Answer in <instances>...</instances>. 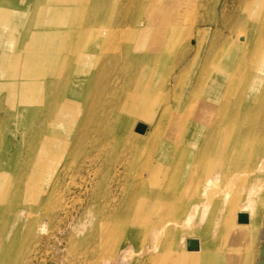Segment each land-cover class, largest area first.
Returning a JSON list of instances; mask_svg holds the SVG:
<instances>
[{"label":"bare ground","instance_id":"bare-ground-1","mask_svg":"<svg viewBox=\"0 0 264 264\" xmlns=\"http://www.w3.org/2000/svg\"><path fill=\"white\" fill-rule=\"evenodd\" d=\"M209 3L0 0V264H255L264 0Z\"/></svg>","mask_w":264,"mask_h":264},{"label":"rangeland","instance_id":"rangeland-1","mask_svg":"<svg viewBox=\"0 0 264 264\" xmlns=\"http://www.w3.org/2000/svg\"><path fill=\"white\" fill-rule=\"evenodd\" d=\"M208 1L210 2L209 4H211L212 1H215V0H208ZM219 3H218V9H219L218 16L220 17L221 16V8L223 6V0H219ZM210 11H211V9H210ZM210 15H211V12H210ZM206 24H207L206 25L207 28H210L211 29V27H212V30L211 31L213 32L214 31L213 29H215V26H212L211 25V22H207ZM22 27H24V24H23ZM196 40L197 39L195 38L191 42L192 45H195L196 44ZM137 68H138V66H137ZM132 69L133 68L131 66L128 67L127 70L126 69L124 70V69H122L120 67H117L116 72H120L121 74H124V77L126 78L127 76H129L133 72ZM155 69L159 70L160 68H156L155 65L152 66L153 72H154ZM186 78H187V76H186ZM130 80L131 81L134 80L133 77H132V75L130 76L129 81ZM0 81H3V80L0 79ZM185 97H186V94H185ZM182 113H183V116H184L185 115L184 114L185 112H182ZM0 116H2V113L1 112H0ZM182 119H183V117H180L179 118L175 114L174 117H172V119H171L170 122L172 123L173 121L182 120ZM153 129H154V125L150 124V126L148 127V130H147V132H148L147 134L150 135L153 132ZM112 154H113V158L116 157V155H117V153H113V152H112ZM107 155H108V153L105 151L104 152L105 159H106V156ZM114 163H115V160H113L112 165H114ZM139 167H140V164H139ZM260 192L261 193H260L259 199L258 200H255V202H254L256 204V206H258V207L261 208V220H260L261 223L256 228H261V231H262V232H260V235H259V242L257 244V247L258 248H255L256 249V252L258 250V252H257V255L258 256L256 257L255 264H264V186H263L262 191H260ZM63 250H64V248L62 247V249L60 251H57L55 249H52V251H49V252L43 251L44 253L41 252V254L38 257H31V258H29L28 259V264H34V263L35 264H67V262L65 261L66 260L65 258H66V255L67 254L65 252H61ZM49 253H51V254H49ZM80 264H85V263H80Z\"/></svg>","mask_w":264,"mask_h":264},{"label":"water","instance_id":"water-1","mask_svg":"<svg viewBox=\"0 0 264 264\" xmlns=\"http://www.w3.org/2000/svg\"><path fill=\"white\" fill-rule=\"evenodd\" d=\"M146 129H147L146 126L141 125V126H139V128L137 130H138V132L144 133V132H146ZM239 220H240V222H247L248 221V215L246 213L240 214ZM197 248H198L197 244H193V243L189 242V249L190 250H196Z\"/></svg>","mask_w":264,"mask_h":264}]
</instances>
